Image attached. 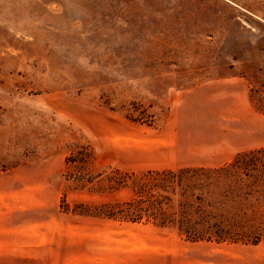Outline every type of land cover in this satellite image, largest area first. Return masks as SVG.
Returning <instances> with one entry per match:
<instances>
[{"label": "rangeland", "instance_id": "rangeland-1", "mask_svg": "<svg viewBox=\"0 0 264 264\" xmlns=\"http://www.w3.org/2000/svg\"><path fill=\"white\" fill-rule=\"evenodd\" d=\"M221 263L264 264V0H0V264Z\"/></svg>", "mask_w": 264, "mask_h": 264}, {"label": "trees", "instance_id": "trees-1", "mask_svg": "<svg viewBox=\"0 0 264 264\" xmlns=\"http://www.w3.org/2000/svg\"><path fill=\"white\" fill-rule=\"evenodd\" d=\"M153 175L164 176V175H167V173H164V172H160V173H147V174L144 175V177L147 179V178L152 177ZM135 188H134V193H135L136 201L134 200V202H132L131 204H129V206H132V207H136L140 203L141 196H142L143 193H145V185H144V182L138 183V185ZM191 241H196V240H191Z\"/></svg>", "mask_w": 264, "mask_h": 264}, {"label": "crops", "instance_id": "crops-1", "mask_svg": "<svg viewBox=\"0 0 264 264\" xmlns=\"http://www.w3.org/2000/svg\"><path fill=\"white\" fill-rule=\"evenodd\" d=\"M211 256H223L221 259H229V256H225V255L222 254V253H219V254H213V255H211ZM221 264H223V263H221Z\"/></svg>", "mask_w": 264, "mask_h": 264}]
</instances>
